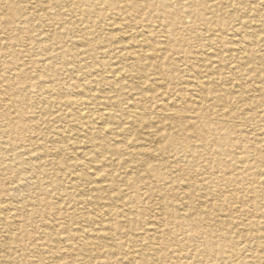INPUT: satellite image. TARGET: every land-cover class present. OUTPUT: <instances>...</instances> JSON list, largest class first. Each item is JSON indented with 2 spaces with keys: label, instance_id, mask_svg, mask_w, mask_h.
I'll return each instance as SVG.
<instances>
[{
  "label": "bare ground",
  "instance_id": "1",
  "mask_svg": "<svg viewBox=\"0 0 264 264\" xmlns=\"http://www.w3.org/2000/svg\"><path fill=\"white\" fill-rule=\"evenodd\" d=\"M0 34L45 123L41 153L0 133V264L25 236L54 264H264V0H0Z\"/></svg>",
  "mask_w": 264,
  "mask_h": 264
},
{
  "label": "rangeland",
  "instance_id": "2",
  "mask_svg": "<svg viewBox=\"0 0 264 264\" xmlns=\"http://www.w3.org/2000/svg\"><path fill=\"white\" fill-rule=\"evenodd\" d=\"M20 35H21V33L19 34V36ZM2 36L3 35L0 34V38H2ZM10 42L13 44H17V47H16L14 53L19 54L20 53L19 47H18L19 42H16L15 39H12V41H9V43ZM3 54L4 53H0V55H3ZM35 59H37V58H35ZM5 87H6L5 83L1 82L0 83V91H1L0 92V133H2V131L6 130V129H11L13 134L10 136V139L12 141L14 139L16 143H18L21 140V138H20L21 136H26V138L27 137H33V139L38 143V145H37V147L39 146L38 151L40 153L43 152V149L41 148L42 147L41 146L42 145V138H41L42 135L40 133L43 132V130L45 128V123H43V121H39L40 123H38V124L33 123L28 118V116L26 115V112H25L26 109H24L25 106L23 104L24 97L25 96L26 97H32L33 92H30V93L27 92L26 95L22 92H18V90H17L18 86L17 85L9 86V90L7 92H3V90H1V88L3 89ZM35 90H36V88H33V89L31 88V91L35 92ZM5 115H10V117H11L10 122L4 121ZM20 119L24 121L23 126L20 125V122H19ZM45 119H47V118H45ZM16 122H19V123H16ZM55 125L58 127L59 126L61 127L63 124H61L60 122H57ZM1 135H3V134H1ZM1 138H0V140H1ZM5 138H8V137H3L4 140H5ZM64 143L67 145L66 147L69 150V152H72V153H70L71 156L81 158L80 160H82V162H85L87 160V156L85 155L83 148L76 143V140L73 137L69 136L66 139V142L64 140ZM9 154H10L9 157H13L12 150H11V152H9ZM30 156H32V155L30 154ZM0 163H2V165H0V166H2V168L0 169V186H1L0 190H5L6 188L11 187L10 184L14 180V178L16 177L15 176V170H13V169L9 170L8 168L5 167V165L11 164V167H13L15 161L13 160V162L10 163V161L7 160V156H5L3 154V152L0 150ZM55 172L59 173L57 171H55ZM65 175L66 174H63V173L58 174L56 176V178H54V181H57L58 183H63L66 186L68 179L66 178ZM57 182H54L52 184V186H50L51 189H49L50 187L47 188L50 191L47 196H44V194L43 195L41 194L42 198L46 197L47 200H49L51 202L52 201H54V202L59 201L57 199V198H59V195H58L59 193L56 191V187L58 185ZM47 186H49V185H47ZM19 193H21L25 198H27L29 201H31V198L33 195L31 192L19 190ZM131 193H132L131 190H124L122 197L128 199L130 197V195H132ZM3 200H4V197H3ZM6 203H8V202L5 201L4 204H6ZM79 207H81V206H78L77 208H79ZM83 207L85 208L86 206H84V204H82V208ZM77 208H75L74 210H76ZM88 209L90 210V208H87V210ZM38 221H39L38 223L34 224L37 228H39L42 224L41 219H38ZM37 224H38V226H37ZM29 229L30 228H28V230ZM61 238H62V236H61ZM30 239L27 236H25V238H23V239H20L21 242L19 241V244H18V246L20 247V250L17 251L16 254H14L12 251L15 250V247L17 245L16 243L18 241L17 242H10L9 247H10V251L11 250L12 251H11V253L8 254V258L5 259L6 263L7 264H54L53 257L50 254L46 253V251L40 247V245H39L40 241L36 240V242H35L36 246L40 249V250H36V249H34V247H35L34 243L32 244ZM80 239L73 240L70 242H66L65 245H67V247H69V248L70 247H78L81 244ZM85 254L88 256V258L85 256L87 259H90L91 261L95 260L94 264H99L100 262H103L102 261L103 259L101 257L94 259V252H92L90 249H88L87 252H85ZM80 258H82V256ZM64 262L65 263L69 262V259H65ZM91 264H93V262Z\"/></svg>",
  "mask_w": 264,
  "mask_h": 264
}]
</instances>
